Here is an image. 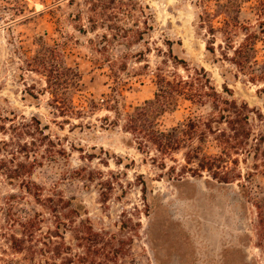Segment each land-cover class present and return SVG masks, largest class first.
<instances>
[{"label":"rangeland","instance_id":"rangeland-1","mask_svg":"<svg viewBox=\"0 0 264 264\" xmlns=\"http://www.w3.org/2000/svg\"><path fill=\"white\" fill-rule=\"evenodd\" d=\"M260 4L249 0L242 5L239 19L252 30L264 21ZM141 7L148 8L146 14ZM210 7L214 12L215 2ZM204 9L197 0H0V159L9 158L3 143L12 135L1 127L8 128L11 120L17 125L38 117L49 127L47 133L61 140L67 155L53 162L38 157L43 165L33 170L30 181L43 189L44 197L75 199L95 231L114 237L119 257L115 260L109 248L110 260L103 264H264L257 209L260 205L264 215V156L257 161L240 156L242 179L222 184L208 173L184 175L186 150L166 158L153 146L146 149L149 155L140 152L136 138L124 129L126 114L154 99L156 68L174 70L171 43L173 54L186 60L191 71L202 67L210 74L218 93L227 97L228 89L232 99L260 113L263 121L257 120L253 129L264 135V80H253L223 60L226 40L220 32L214 48L221 61L214 63L206 49L212 36L199 28ZM147 18L151 29L144 25ZM222 26V18L215 20L216 28ZM245 34L237 30L234 47ZM256 47L258 69H264V40ZM51 49L61 54L60 63L81 74L71 94L76 106L81 109L89 99L97 103L96 111L69 122L53 115L46 79L29 67L38 53ZM208 111L182 104L165 113L161 129ZM44 151L40 148V154ZM204 151L218 150L211 142ZM249 173L253 176L247 179ZM38 213L45 216L39 238L54 231V217L0 170V264H43L52 257L38 252L39 242L35 255L18 254L10 244L16 214ZM64 242L74 253H84L72 231ZM54 262L61 264L62 258Z\"/></svg>","mask_w":264,"mask_h":264},{"label":"trees","instance_id":"trees-1","mask_svg":"<svg viewBox=\"0 0 264 264\" xmlns=\"http://www.w3.org/2000/svg\"><path fill=\"white\" fill-rule=\"evenodd\" d=\"M203 6L204 12L199 15L200 31H205L212 36L207 42V52L214 58V63L221 59L216 57L215 33L220 32L225 40L223 60L231 62L241 72H247L253 80H264V69H258L257 43L264 40V21L260 22L256 30L251 25L242 24L240 14L242 5L249 0H197ZM215 2L216 10L211 12L210 4ZM264 1L258 8L264 10ZM257 8V9H258ZM147 7H141L142 14H146ZM262 14L261 9L259 15ZM151 16V15H149ZM222 18V27H215V20ZM144 25L151 29L149 21ZM245 31V39L238 46L234 47L233 38L237 30ZM141 36L144 33H140ZM170 50L174 70H165L157 67L154 77L157 91L153 100L146 101L143 106L136 107L132 113L126 114L127 133L132 134L137 140V149L149 155L146 149L153 146L163 157H171L175 153L186 150L184 153L185 166L182 173L190 174L192 177H201L208 173L210 177L222 184H230L242 179L238 170L240 156H246L253 161L264 156L261 145L264 144V135L255 133L254 123L262 120V115L255 109L250 108L247 103H238L232 99V94L227 89V97L218 93L210 74L204 68L190 70L188 62L173 54V46L167 43ZM180 45V43H179ZM231 51L232 57L225 51ZM61 54L51 49L38 53L29 63L32 71L42 75L46 79L47 93L51 96L49 107L53 109V115L69 122L71 118H80L87 112L98 109L97 103L93 100H85L80 109L76 106L73 97V90H77L81 82V74L77 68H71L60 63ZM181 67L185 75L179 73ZM258 69V70H257ZM259 72V74H256ZM189 103L201 110L208 108L207 113L190 115L177 126L166 131L161 129V119L168 111H175L182 104ZM11 125L4 131H10L12 137L4 141L3 151L9 154L8 159H0V170L11 184L20 182V185L34 197L37 204L49 211L55 219V229L48 230L41 237L37 233L43 231L42 224L45 216L35 214L34 216H23L16 214L10 227L13 234L10 235L12 249L22 254L25 251H37L34 243H40L43 247L38 251L42 256L52 255L43 264H51V259H61V264H103L109 261L108 249L115 254L113 258L119 257L118 249L114 247V237L106 233L95 231L91 221L85 219L80 207L75 205V199L66 200L63 197H44L43 189L30 181V175L37 166L43 165L41 159L53 162L58 157H65L67 152L61 148L60 139H54L49 133V127L43 125L42 120L33 117L30 122L23 118V122ZM30 140V141H29ZM213 143L218 150L215 154L204 151V146ZM45 147L44 153L40 154V148ZM60 148V149H57ZM21 156L23 159H19ZM157 162L156 159H152ZM165 168V164L162 165ZM258 170V165H254ZM253 173L247 175V179ZM246 179V178H244ZM259 210L260 225L264 233V215L262 208ZM79 220V224H76ZM70 230L75 234L77 247L84 253H74L71 246L64 240L66 232ZM264 243V235H262ZM61 240V242H56ZM38 249V248H37ZM101 258V260H98ZM52 264H57L56 262Z\"/></svg>","mask_w":264,"mask_h":264}]
</instances>
